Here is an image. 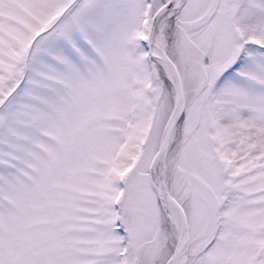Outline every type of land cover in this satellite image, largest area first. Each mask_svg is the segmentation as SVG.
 <instances>
[{
  "label": "snow or ice",
  "instance_id": "snow-or-ice-1",
  "mask_svg": "<svg viewBox=\"0 0 264 264\" xmlns=\"http://www.w3.org/2000/svg\"><path fill=\"white\" fill-rule=\"evenodd\" d=\"M0 264H264V0H0Z\"/></svg>",
  "mask_w": 264,
  "mask_h": 264
}]
</instances>
